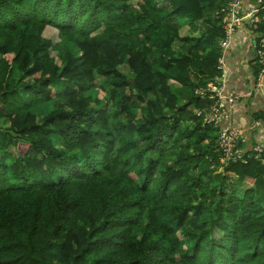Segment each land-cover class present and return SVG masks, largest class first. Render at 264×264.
Wrapping results in <instances>:
<instances>
[{
  "label": "trees",
  "instance_id": "trees-1",
  "mask_svg": "<svg viewBox=\"0 0 264 264\" xmlns=\"http://www.w3.org/2000/svg\"><path fill=\"white\" fill-rule=\"evenodd\" d=\"M223 3L0 0V264H264V167L195 94Z\"/></svg>",
  "mask_w": 264,
  "mask_h": 264
},
{
  "label": "built area",
  "instance_id": "built-area-1",
  "mask_svg": "<svg viewBox=\"0 0 264 264\" xmlns=\"http://www.w3.org/2000/svg\"><path fill=\"white\" fill-rule=\"evenodd\" d=\"M220 12L222 15L221 24L225 27L224 37L219 42L222 55L232 46L233 37L241 27L250 25L254 29L256 25H262L264 34V0H224ZM255 57L262 66L255 88H261L264 86L262 81L264 79V35L256 45ZM218 67L222 71V77L216 78L204 88L197 89L195 94L212 102L203 121L213 124L214 127H219V145L226 157L221 160V163L226 164L228 160L245 162L244 153L238 146L241 129L234 124L232 119L237 98L225 91L222 59L219 61ZM251 155L264 167V142L257 144L252 149Z\"/></svg>",
  "mask_w": 264,
  "mask_h": 264
},
{
  "label": "crops",
  "instance_id": "crops-1",
  "mask_svg": "<svg viewBox=\"0 0 264 264\" xmlns=\"http://www.w3.org/2000/svg\"><path fill=\"white\" fill-rule=\"evenodd\" d=\"M241 35L245 34L234 35L232 46L224 53L223 68L225 91L238 98L232 119L241 129L239 145L243 152H251L257 144L264 142V86H254L253 48Z\"/></svg>",
  "mask_w": 264,
  "mask_h": 264
},
{
  "label": "rangeland",
  "instance_id": "rangeland-1",
  "mask_svg": "<svg viewBox=\"0 0 264 264\" xmlns=\"http://www.w3.org/2000/svg\"><path fill=\"white\" fill-rule=\"evenodd\" d=\"M48 32V33H47ZM186 32V29H184L183 30V34ZM52 33H54V34H56V32L55 31H53V30H47L46 31V33H45V35L46 36H49V35H51ZM64 48H66V46H64ZM7 59L8 60H10L11 59V56H7ZM90 94H92V95H95V96H97V97H99V98H102L103 97V92H102V89H98V88H94L93 90H91V92H89ZM38 110H40V109H36L35 111H38ZM249 186H250V184H248Z\"/></svg>",
  "mask_w": 264,
  "mask_h": 264
}]
</instances>
